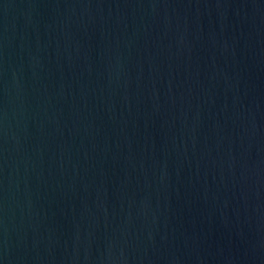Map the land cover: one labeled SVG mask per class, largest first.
Here are the masks:
<instances>
[{"label": "water", "instance_id": "water-1", "mask_svg": "<svg viewBox=\"0 0 264 264\" xmlns=\"http://www.w3.org/2000/svg\"><path fill=\"white\" fill-rule=\"evenodd\" d=\"M0 264H264V0H0Z\"/></svg>", "mask_w": 264, "mask_h": 264}]
</instances>
